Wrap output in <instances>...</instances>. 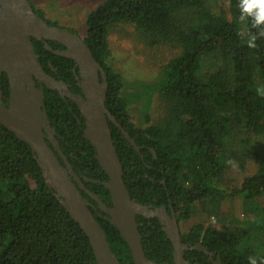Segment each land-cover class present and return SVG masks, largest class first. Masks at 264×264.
<instances>
[{
	"label": "trees",
	"instance_id": "1",
	"mask_svg": "<svg viewBox=\"0 0 264 264\" xmlns=\"http://www.w3.org/2000/svg\"><path fill=\"white\" fill-rule=\"evenodd\" d=\"M29 1L37 15L57 26ZM209 2L105 0L87 15L80 38L106 74L105 107L139 147L135 151L108 121L132 200L151 209L166 206L169 214L172 208L182 242L202 245L222 264H249V257L264 264V253L250 243L254 237L249 228L219 230L193 218L195 203L208 200L216 205L237 196L264 213V95L260 91L264 89V34L250 17L240 19V0H227V13ZM118 23L132 25L136 40L147 47L170 45L179 50L160 66L155 79L132 84L129 92L124 76L110 62L108 35ZM252 34L256 40L250 47ZM33 42L41 68L54 79L78 87L74 61ZM49 45L53 50L64 48L52 41ZM143 87L148 94L141 93ZM123 96L129 102L144 97L145 109L137 122ZM155 96L163 115L151 123L149 108ZM44 104L72 169L92 180L81 179L88 190L110 201L103 185L107 175L83 137L85 122L77 105L46 87ZM235 163L242 175L227 173ZM93 215L120 264H134L127 243L106 214ZM136 220L145 256L156 264H173V245L158 220L140 215ZM184 254L185 259L212 264L200 258L205 256L200 251ZM0 264H98L86 234L47 187L29 145L2 125Z\"/></svg>",
	"mask_w": 264,
	"mask_h": 264
},
{
	"label": "water",
	"instance_id": "2",
	"mask_svg": "<svg viewBox=\"0 0 264 264\" xmlns=\"http://www.w3.org/2000/svg\"><path fill=\"white\" fill-rule=\"evenodd\" d=\"M30 37L40 41L52 40L64 47L62 50H53L45 44L46 50L74 61L73 73L82 96L73 94L64 82L54 79L41 68ZM1 71L7 75L12 92L8 106L0 102V125L29 145L47 187L56 194L65 210L86 234L98 264L120 262L112 253L103 229L89 209V201L81 195L79 189L97 201L100 210L107 214L109 222L121 233L134 264H156L145 256L137 215L156 218L173 245L174 264L187 263L183 253L188 245L182 243L173 209L169 214L166 206L151 209L136 203L125 186L123 166L118 158L108 121L121 131L135 151L138 152L139 147L105 107L106 74L80 36L68 29L49 25L34 13L29 0H0ZM35 80L40 83L39 87H36ZM13 85H19L20 88L13 89ZM45 87L57 90L79 108L85 122L83 137L94 148L95 158L108 177L103 184L109 191L111 207L99 202V197L85 187L82 180H92H87L86 177L81 180L62 152L55 129L50 126L46 114ZM46 134L52 144L51 148L45 142ZM190 248L213 256V253L200 244ZM214 264H222L219 257Z\"/></svg>",
	"mask_w": 264,
	"mask_h": 264
},
{
	"label": "rangeland",
	"instance_id": "3",
	"mask_svg": "<svg viewBox=\"0 0 264 264\" xmlns=\"http://www.w3.org/2000/svg\"><path fill=\"white\" fill-rule=\"evenodd\" d=\"M104 1L32 0V3L35 8L43 13L48 22L82 36L86 30L85 20L87 15ZM209 3L216 7L218 11H225L226 13L228 11L227 0H210ZM108 43L111 52L110 62L124 76V85H128L126 86L128 92L134 88L133 85L148 84V82L155 79L161 69L160 66L179 53L178 49H174L170 45L147 47L138 42L134 36L133 26L128 23H118L112 27L108 35ZM141 91L142 94H148L147 88L143 87ZM123 95L127 97L126 94L123 93ZM127 101L132 120L137 122L145 109L144 97L132 102ZM160 104L155 96L149 108L151 123L158 122L163 115ZM261 155L263 156V154ZM240 172L242 171L235 163L230 166L227 173L234 176L236 174L242 175L243 173ZM193 210L195 220L202 221L204 224L219 230H232L236 227L249 228L255 238H252L250 243L258 249L260 248L261 252L264 253V239L261 240L260 238V235L264 237V230L261 228L264 224V213H259L254 206L245 202L241 197L225 198L216 205L208 200L203 203H195ZM261 222L263 223L262 226ZM259 242H261V246Z\"/></svg>",
	"mask_w": 264,
	"mask_h": 264
},
{
	"label": "flooded vegetation",
	"instance_id": "4",
	"mask_svg": "<svg viewBox=\"0 0 264 264\" xmlns=\"http://www.w3.org/2000/svg\"><path fill=\"white\" fill-rule=\"evenodd\" d=\"M34 10V9H33ZM34 13H35V11H34ZM36 14V13H35ZM37 15V14H36ZM39 16V15H38ZM30 40H31V42H32V44H33V50H34V52H35V44H34V40H36V41H38V42H41L42 44H43V46L45 47V44H48L49 45V42L50 41H52V40H44V41H40V40H37V39H35L34 37H30ZM52 42H54V43H57V42H55V41H52ZM58 44V43H57ZM60 45V44H59ZM50 47H51V45H49ZM62 46V45H61ZM63 47V46H62ZM64 49V48H63ZM58 50H62V49H58ZM35 54L38 56L37 57V59H39V54L38 53H36L35 52ZM50 67H51V65H50ZM74 68L75 67H73V69H72V71L74 72ZM76 71H77V73H78V69H76ZM74 77H75V75H74ZM58 81H61V82H64V81H62V80H58ZM65 83V82H64ZM35 84H36V87H39L40 86V83L37 81V80H35ZM66 85H67V88L69 89V91H71L73 94H77V95H81L80 93H82L81 92V90H80V88H78L77 86V88L76 87H74L72 84H68V83H65ZM20 88V86L19 85H13V89H19ZM23 88H26V86H24ZM11 92H12V87H11V85H10V83H9V79H8V77H7V75L5 74V73H3L2 71L0 72V102L3 104V105H5V106H8V103H9V99H10V95H11ZM82 96V95H81ZM50 126H52L51 125V122H50ZM84 130V129H83ZM44 131V130H43ZM45 132V131H44ZM48 134H46L45 135V142L47 143V145L48 146H50V148L52 147V144H51V142H50V140H48ZM60 146V145H59ZM62 150V149H61ZM52 151L55 153V150L54 149H52ZM57 155V154H56ZM80 174V173H79ZM79 176V178L81 179V178H85V176H83V175H78ZM108 178V177H107ZM87 179V178H86ZM87 180H90V179H87ZM98 181V180H97ZM87 182H90V181H87ZM103 183H105V182H103ZM104 185V184H103ZM86 194V193H85ZM87 195V194H86ZM98 196V195H97ZM99 197V196H98ZM85 198V197H84ZM87 200L89 201V203H90V206H89V209L90 210H92L93 211V213H95L96 215H98V216H101L102 214H105L104 212H102L101 210H100V208H99V205H98V203H97V201H95L94 199H92V198H90L88 195H87ZM99 202H101L102 204H104L105 206H107V207H111L112 206V203L110 202V201H105L104 202V199L102 198V197H99ZM91 211V212H92ZM107 220H108V216H107V214H106V217H105ZM109 221V220H108ZM137 221V220H136ZM159 222V221H158ZM160 223V222H159ZM137 224H138V222H137ZM160 225H161V223H160ZM138 228H139V224H138ZM139 230V229H138ZM183 243V242H182ZM185 244V243H184ZM186 245H188V244H186ZM192 246V245H191ZM191 246H189L188 245V248L187 249H185L184 250V253H185V251H189V250H191L192 248H190ZM194 250H196V249H194ZM173 251H174V248H173ZM197 251H199V250H197ZM201 252V251H200ZM183 253V258H184V260L187 262V263H185V264H200L199 263V261H197L198 260V258H195V257H190L189 259H185V257H184V254ZM203 253V252H202ZM203 255H205L204 257H200L201 259H204L205 260V262H207V261H209V262H211L212 264H214V262L217 260H215L214 259V255L213 256H210V255H207V254H204L203 253ZM205 257L207 258V259H205ZM173 264H174V261H173Z\"/></svg>",
	"mask_w": 264,
	"mask_h": 264
},
{
	"label": "clouds",
	"instance_id": "5",
	"mask_svg": "<svg viewBox=\"0 0 264 264\" xmlns=\"http://www.w3.org/2000/svg\"><path fill=\"white\" fill-rule=\"evenodd\" d=\"M239 8L241 11L240 19L245 20L250 17L252 23L260 29V33L264 34V0H240ZM256 35L249 36L248 44L254 46ZM264 95V89L260 90ZM249 264H257L255 257H249Z\"/></svg>",
	"mask_w": 264,
	"mask_h": 264
}]
</instances>
